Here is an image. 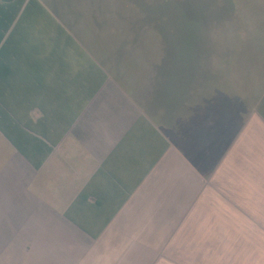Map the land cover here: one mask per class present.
Masks as SVG:
<instances>
[{
    "label": "crops",
    "instance_id": "obj_1",
    "mask_svg": "<svg viewBox=\"0 0 264 264\" xmlns=\"http://www.w3.org/2000/svg\"><path fill=\"white\" fill-rule=\"evenodd\" d=\"M126 6L0 0V264H264V145L117 53Z\"/></svg>",
    "mask_w": 264,
    "mask_h": 264
},
{
    "label": "rangeland",
    "instance_id": "obj_2",
    "mask_svg": "<svg viewBox=\"0 0 264 264\" xmlns=\"http://www.w3.org/2000/svg\"><path fill=\"white\" fill-rule=\"evenodd\" d=\"M126 7L127 29L117 14L115 35H127L129 46L117 53L159 57L166 89L175 87L181 105L196 91L199 100L215 75L210 96L225 98L231 136L245 126L248 143L264 145V0H127Z\"/></svg>",
    "mask_w": 264,
    "mask_h": 264
},
{
    "label": "trees",
    "instance_id": "obj_3",
    "mask_svg": "<svg viewBox=\"0 0 264 264\" xmlns=\"http://www.w3.org/2000/svg\"><path fill=\"white\" fill-rule=\"evenodd\" d=\"M211 77H215V75L207 76V82H208V85L206 84L205 86L208 87V88L210 87L211 90H212V85H209V83H210V82H209V79H210ZM211 92H212V91H211ZM226 98H227V96H226ZM229 112H230V111H229ZM230 113H231V112H230ZM232 113H234V112H232Z\"/></svg>",
    "mask_w": 264,
    "mask_h": 264
}]
</instances>
